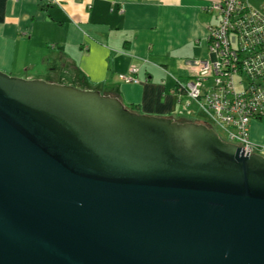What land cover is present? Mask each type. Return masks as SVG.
Wrapping results in <instances>:
<instances>
[{
	"label": "water",
	"instance_id": "95a60500",
	"mask_svg": "<svg viewBox=\"0 0 264 264\" xmlns=\"http://www.w3.org/2000/svg\"><path fill=\"white\" fill-rule=\"evenodd\" d=\"M243 149L0 71V264H264V156Z\"/></svg>",
	"mask_w": 264,
	"mask_h": 264
},
{
	"label": "crops",
	"instance_id": "0c3cea01",
	"mask_svg": "<svg viewBox=\"0 0 264 264\" xmlns=\"http://www.w3.org/2000/svg\"><path fill=\"white\" fill-rule=\"evenodd\" d=\"M214 1L0 0V70L27 72L32 61L39 63L33 51L41 43L43 64H61L53 83L99 91L146 115L188 117L192 103H184L180 88L193 79L191 62L211 57ZM248 4L258 10L264 0ZM130 74L138 83L120 78ZM250 138L264 146V118L251 123Z\"/></svg>",
	"mask_w": 264,
	"mask_h": 264
},
{
	"label": "built area",
	"instance_id": "2783aa9c",
	"mask_svg": "<svg viewBox=\"0 0 264 264\" xmlns=\"http://www.w3.org/2000/svg\"><path fill=\"white\" fill-rule=\"evenodd\" d=\"M208 11L218 18L209 30L211 57L191 62L193 79L180 92L204 109L225 141L260 155L264 146L255 145L250 132L251 123L264 118V5L256 10L248 0H215ZM120 78L138 83L131 74Z\"/></svg>",
	"mask_w": 264,
	"mask_h": 264
},
{
	"label": "rangeland",
	"instance_id": "374dc122",
	"mask_svg": "<svg viewBox=\"0 0 264 264\" xmlns=\"http://www.w3.org/2000/svg\"><path fill=\"white\" fill-rule=\"evenodd\" d=\"M32 46H35L34 44ZM39 47L41 48L42 45L40 43V46H37L36 49H34L33 52H35L36 54V60L39 61V63H34L32 61V65L33 67H31L27 72L24 71H20L19 73H7V72H4L12 77H16V78H22V79H29V80H44L46 82H49V83H53L52 80H53V77L54 75H52L51 73L53 74H57V76L61 73L62 74V70L61 69V64L59 63H56L54 60L50 62V64L48 62H46L45 64H43V55H39L41 54V50L38 51ZM48 52V50H46ZM49 54H53V53H48V57H49ZM22 61H23V58H20ZM50 67H53V68H56L53 72L52 71H49L48 68ZM1 71V70H0ZM45 74V76L41 79H37L38 76H43ZM183 79V77L181 78V80ZM244 82H246V85H247V81L246 79L244 78ZM184 82H186V80H183ZM182 81V82H183ZM68 82V81H67ZM183 82V83H184ZM59 84H62V85H65L67 83H64V82H59ZM245 85V83H244ZM187 97V96H186ZM189 100H188V99ZM187 98H183V101L185 104H188V102H191L192 103V110L188 109L187 113L185 114H189L188 117H183L182 116H173L172 119L176 120L177 122H181L183 120H189V121H192V122H196V123H203V124H207L208 127L210 128H213L214 131H216L221 137L222 136V133L218 130V128H216V126L214 125L215 123L212 121L211 117H209L206 112L204 111V109L201 108L200 105H198L196 102H194V100H192L190 97H187ZM181 113H184L181 111Z\"/></svg>",
	"mask_w": 264,
	"mask_h": 264
},
{
	"label": "trees",
	"instance_id": "16d2710c",
	"mask_svg": "<svg viewBox=\"0 0 264 264\" xmlns=\"http://www.w3.org/2000/svg\"><path fill=\"white\" fill-rule=\"evenodd\" d=\"M185 97H186V95H185ZM195 102V101H194ZM126 106V108L128 109V110H130L131 112H133V113H137V114H143L142 112H141V109H140V106L139 105H125ZM185 120H183V121H181V122H184ZM185 122H187V121H185ZM190 122V121H189ZM192 122V121H191Z\"/></svg>",
	"mask_w": 264,
	"mask_h": 264
},
{
	"label": "clouds",
	"instance_id": "9594fccd",
	"mask_svg": "<svg viewBox=\"0 0 264 264\" xmlns=\"http://www.w3.org/2000/svg\"><path fill=\"white\" fill-rule=\"evenodd\" d=\"M220 136V135H219ZM221 137V136H220ZM222 138V137H221ZM223 139V138H222ZM224 140V139H223ZM225 141V140H224ZM227 142V141H226Z\"/></svg>",
	"mask_w": 264,
	"mask_h": 264
},
{
	"label": "flooded vegetation",
	"instance_id": "af4514ba",
	"mask_svg": "<svg viewBox=\"0 0 264 264\" xmlns=\"http://www.w3.org/2000/svg\"><path fill=\"white\" fill-rule=\"evenodd\" d=\"M207 125V124H206Z\"/></svg>",
	"mask_w": 264,
	"mask_h": 264
}]
</instances>
